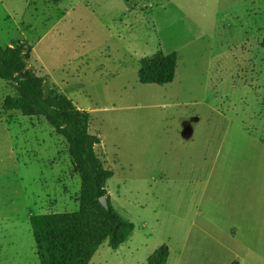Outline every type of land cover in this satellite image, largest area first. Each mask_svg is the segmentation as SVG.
<instances>
[{
    "label": "rangeland",
    "instance_id": "374dc122",
    "mask_svg": "<svg viewBox=\"0 0 264 264\" xmlns=\"http://www.w3.org/2000/svg\"><path fill=\"white\" fill-rule=\"evenodd\" d=\"M264 0H0V44L24 41L45 90L90 113L112 207L134 225L90 264H264ZM175 52L168 84L141 59ZM0 264H40L29 216L78 209L80 177L43 117L4 111Z\"/></svg>",
    "mask_w": 264,
    "mask_h": 264
},
{
    "label": "trees",
    "instance_id": "16d2710c",
    "mask_svg": "<svg viewBox=\"0 0 264 264\" xmlns=\"http://www.w3.org/2000/svg\"><path fill=\"white\" fill-rule=\"evenodd\" d=\"M58 3L60 0H50ZM27 44V43H26ZM24 41L12 46L0 44V78L11 82L16 95L4 98V111H20L24 116L43 117L67 145L80 177L78 209L72 212L40 213L29 216L40 264H90L98 247L108 241L112 249L124 243L134 225L111 205L106 182L113 171L104 166L95 146L98 136L88 131L90 113L78 109L64 94L45 90V77L28 66L31 47ZM264 48V39L261 42ZM138 81L143 84H168L175 77L176 53L157 50L141 59ZM106 196L108 208L98 198ZM169 250L161 245L144 264H166ZM232 264H236L233 262Z\"/></svg>",
    "mask_w": 264,
    "mask_h": 264
},
{
    "label": "water",
    "instance_id": "95a60500",
    "mask_svg": "<svg viewBox=\"0 0 264 264\" xmlns=\"http://www.w3.org/2000/svg\"><path fill=\"white\" fill-rule=\"evenodd\" d=\"M98 200H99V202H100V204L104 207V208H108V201H107V198H106V196H100L99 198H98Z\"/></svg>",
    "mask_w": 264,
    "mask_h": 264
},
{
    "label": "crops",
    "instance_id": "0c3cea01",
    "mask_svg": "<svg viewBox=\"0 0 264 264\" xmlns=\"http://www.w3.org/2000/svg\"><path fill=\"white\" fill-rule=\"evenodd\" d=\"M80 109V108H79Z\"/></svg>",
    "mask_w": 264,
    "mask_h": 264
}]
</instances>
